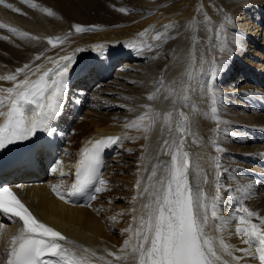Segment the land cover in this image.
I'll list each match as a JSON object with an SVG mask.
<instances>
[{
	"label": "bare ground",
	"instance_id": "obj_1",
	"mask_svg": "<svg viewBox=\"0 0 264 264\" xmlns=\"http://www.w3.org/2000/svg\"><path fill=\"white\" fill-rule=\"evenodd\" d=\"M14 1L21 15L28 12L45 18L30 8L32 4L50 9L65 22L59 25V33L68 32V36L61 45L54 42L45 47L43 40L31 33L20 36L18 30L12 32L10 27H0L7 35L0 37V76L11 73L23 62L32 69L36 64L51 67L45 57L58 59L60 56L72 57V68L93 56L95 62L104 63L106 68L113 64L115 73L106 86L93 91L99 104L94 107L91 103L92 108L85 110L82 118L87 122L74 128L77 131L73 129V142L68 141L67 148L75 151L88 137L119 133L124 139L119 138L118 147L127 151L108 161L119 156H127L130 161L123 163L116 159L119 161L109 165L103 174V179L111 180L106 179L107 190L95 193L96 198L86 205L74 206L66 197L75 165L73 152L70 156L66 152L48 168L49 176L43 184L25 190V199L39 218L66 233L65 249L84 264H140L139 252L134 251L138 244L135 229L141 223L140 217L147 213L145 205L152 203L148 192L154 190L153 186L160 187L158 181L167 175L165 167H170L171 155L179 148L190 153V161H195L201 176L207 177L202 187L212 226L209 238L222 257L220 264L224 259L231 260L220 245L221 239L234 250L233 255H242L235 249L248 245L235 231L238 215H245L242 209L247 207L257 213L249 219L258 226L264 217V178H257V173H264V150L258 149L261 143L253 142L246 129L226 122L228 115L241 117L235 111L238 106L235 100L239 98V106L249 115L241 117L242 121L264 130V111L262 107L256 109L251 102L254 94L264 96V0H122L123 5L116 0ZM201 6L203 11H199ZM121 8L126 11L121 12ZM240 15L246 21V30H252L253 37L258 35L257 41L263 46L261 52L260 48H254L251 54V36L249 39L246 36L250 33L231 22L238 21L236 17ZM77 24L98 27L77 33L74 29ZM239 41H244L242 47L237 46ZM38 51H41L40 59L36 60L34 53ZM118 60L123 61L115 64ZM235 60L241 63V74L236 81H231L239 65ZM246 63L252 68L248 69ZM19 79H23V74ZM93 83L94 78H90L85 84ZM8 87H14V82L0 80V88ZM210 90L219 98L217 105L212 103ZM6 95L0 92V97ZM106 104L115 112H103ZM213 107L223 117L216 115ZM177 111L187 118L184 131H177ZM3 119L0 117V124ZM181 140L182 145L178 143ZM228 166L229 175L225 173L223 181L218 182L217 173ZM153 168L156 175L150 181ZM138 180L141 195L137 194ZM53 186L64 194V199L53 191ZM225 186L232 191H226ZM218 190L219 198L214 200ZM118 198L124 205L114 208L113 201ZM218 200L226 207L218 206ZM213 201H217L220 212L217 219L209 214ZM231 207H236L238 215ZM4 224L0 219L2 248L6 253L20 229L10 224L6 229ZM255 246L253 241L252 250ZM57 260L53 262L56 264ZM244 262L259 264L258 257L245 258L241 264Z\"/></svg>",
	"mask_w": 264,
	"mask_h": 264
},
{
	"label": "snow or ice",
	"instance_id": "obj_2",
	"mask_svg": "<svg viewBox=\"0 0 264 264\" xmlns=\"http://www.w3.org/2000/svg\"><path fill=\"white\" fill-rule=\"evenodd\" d=\"M24 2L27 3L28 0ZM32 6L35 7V5ZM8 7L11 8L12 5ZM119 10L126 11L123 8ZM16 11L20 10L16 9ZM199 11H203L202 6ZM0 27H7V25H0ZM97 27L74 25L77 33L94 31ZM9 30L16 32V29ZM19 35L26 36L27 33L20 32ZM140 35L143 36L144 32ZM243 45L244 41H239L237 44L240 47ZM35 59L39 60L40 55H37ZM45 59L52 64L51 67L45 68L43 64H36L32 69L26 63L22 68L16 69L15 73L0 76V80L14 82V87L0 88V92L7 93L6 96L0 97V117L4 118V122L0 124V150L6 149L9 145L30 140L37 132H51L49 125L59 117L62 111L73 58L60 56L58 59L51 57H45ZM20 74H23V79L18 80ZM210 96L213 105H217L219 98L216 92L210 90ZM152 98L149 97V99ZM212 111L217 112V108L213 107ZM180 115L183 117L184 113L181 112ZM140 119H143V116ZM132 126H135V122ZM180 129L184 131L183 125ZM118 141V137L99 139L90 149L84 150L71 195L75 196L93 181H98L100 185L95 187L96 194L107 190V181L101 174V152ZM178 143L182 145L183 140ZM216 167H220L219 163ZM165 172L167 175L158 181L159 188L153 186L152 192H148L147 188L144 189L148 192L152 203L145 205L147 213L140 217L141 223L135 229L138 244L134 251L139 252L140 264H220L222 257L218 254L212 239L209 238L212 226L209 224L208 205L205 203L206 196L202 187V183H207V177H202L198 164L190 161V153L181 151L179 148L171 155V165L165 167ZM155 175L156 169L153 168L149 180L151 181ZM217 175L220 176L223 173L218 172ZM136 188L137 194L141 195L139 180ZM217 188H219L218 185ZM225 190L231 192L232 188L225 186ZM53 191L64 199V194L55 186ZM219 195L218 190L213 199H218ZM109 201L111 202V198ZM215 209L216 204L213 203L211 211L213 218L217 217ZM242 211L246 213V216L239 215V225L235 231L248 247L235 249L242 254L235 256L234 250L221 239L220 245L227 256L231 257V260L224 259L222 264H241L245 258L256 259L257 257L259 264H264V217L260 218L261 225L258 226L249 219L257 213L250 211L247 207H244ZM0 212L12 214L23 222L20 235L13 238L12 248L7 253L6 264H43L41 258L46 254L58 258L56 264H62V262L84 264L83 261L77 262L76 258L57 242V238L63 240L65 237L59 231L39 222L6 186H0ZM129 230L131 229H125V231ZM253 241L256 244L255 250H252ZM127 243L128 241H125V244Z\"/></svg>",
	"mask_w": 264,
	"mask_h": 264
},
{
	"label": "rangeland",
	"instance_id": "obj_3",
	"mask_svg": "<svg viewBox=\"0 0 264 264\" xmlns=\"http://www.w3.org/2000/svg\"><path fill=\"white\" fill-rule=\"evenodd\" d=\"M119 4H121L122 3V5H123V2H122V0H116ZM37 7H35L33 10H35V9H37V13H39V14H41L43 17H45L44 16V12L43 11H41V10H39L38 9V6H39V8H41L40 7V5L39 4H35ZM128 7V5H125V7ZM44 9H45V11H51L50 9H48V8H45V7H43ZM0 13H4L3 12V10L1 11L0 10ZM28 13V12H27ZM29 15H27L28 17L30 16V17H38L37 15H35L34 14V16H33V13H28ZM51 15H53V12L51 11ZM40 20H42V21H44V22H40V23H36V24H34L35 22H33V24L34 25H32V26H34V27H36V28H34V29H37V28H39L40 30H43V31H49V30H51V31H53L52 29H59L60 27H59V25L60 24H65V22H64V20H62V19H59V17L58 18H54L53 19V21H50V22H46L47 20H46V17L45 18H41V17H38ZM23 19H26V18H23ZM236 19H238V21L236 22V24L238 23L239 24V28L241 27V28H243V29H245L246 30V28H247V26H245L244 25V23L246 22V21H244V20H242V16L240 15L239 17H236ZM22 21V20H21ZM63 24V25H64ZM59 27V28H58ZM25 28H28V27H25ZM61 29V28H60ZM59 29V30H60ZM3 32V31H2ZM28 33V32H27ZM246 33H250V36H252L253 34H254V32L252 31V30H246ZM32 35H34V34H32ZM35 36V35H34ZM36 37V36H35ZM38 38V37H37ZM255 38H258V35H255ZM40 39V38H39ZM259 39H260V37H259ZM257 41V40H256ZM260 41H258V44H260V47H258V46H256V45H253V42H252V38L250 39V41H249V45L251 46L250 48H249V52H251V54L253 53V49L255 48V49H257V48H260L259 50H261L262 51V48H263V46H262V44H261V42L259 43ZM56 43V42H55ZM55 43H51V44H55ZM57 44V43H56ZM261 51H259V52H261ZM41 52V51H40ZM255 56H257V55H255ZM243 57V58H242ZM241 57V60H245V58L246 57H244V56H242ZM123 60H121L120 62H122ZM29 62V61H28ZM234 62H236V60L234 61ZM237 64H239L238 66H237V70H236V72H234V74H233V76L231 77V81H236V78L237 77H239L238 75L239 74H241V63H238V62H236ZM260 63V62H259ZM116 64V63H115ZM264 64V61L262 62V65ZM241 77V76H240ZM243 78V77H242ZM238 82V81H237ZM224 83H225V81H224ZM238 83H241V82H238ZM241 84H243V83H241ZM234 88H236V87H234ZM252 93H254V92H252ZM252 97V96H251ZM237 99H239V98H236V100ZM260 99H264L263 97H261ZM236 100H235V102H236ZM95 101L97 102L98 100H96V98H95ZM96 102H93V103H96ZM238 103H240V100H239V102ZM99 104V103H98ZM91 107V104L89 105V107L88 108H90ZM92 108V107H91ZM103 112H107V110H105V108H104V110H102ZM114 111V110H113ZM235 111H237L238 112V114H239V116H241V117H245L244 115H248L247 114V112H246V110L245 109H242L239 105L237 106V110H235ZM85 112V111H84ZM108 112H111V111H108ZM115 112V111H114ZM244 114V115H242V114ZM120 114V113H119ZM216 115H220V117H223V115H221V114H219V113H215ZM84 114H82V115H80V118H82V116H83ZM234 116H236V117H238L237 115H234ZM241 117H239V118H241ZM80 122V123H79ZM76 125H75V129H76V127L78 128V125L79 124H82V123H86L87 122V120L86 119H84V120H82V121H79ZM74 129V130H75ZM74 130H72L71 131V135L72 134H74L75 132H74ZM75 131H77V130H75ZM120 151V150H119ZM123 153V152H122ZM120 154V153H119ZM117 159H119L121 162H123V163H126L127 161H130V158H128L127 156H119V158H117ZM119 160H116V161H119ZM111 161H113V160H111ZM110 164V166H111V163H109ZM49 176V175H48ZM217 185H219L218 184V182H217ZM221 193H223L222 191H221ZM113 203H114V208H116V207H119V206H121V205H124L123 204V202L120 200V199H116V200H114L113 201ZM218 206H222L221 205V203H219L218 202ZM240 215V214H239ZM245 215H246V213H245ZM243 264H246V262H244Z\"/></svg>",
	"mask_w": 264,
	"mask_h": 264
}]
</instances>
